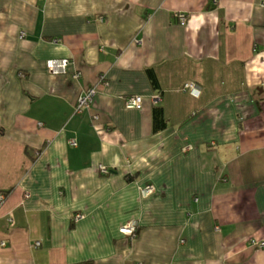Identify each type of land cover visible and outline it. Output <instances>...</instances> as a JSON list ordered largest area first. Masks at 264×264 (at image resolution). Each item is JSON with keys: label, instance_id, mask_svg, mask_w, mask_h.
<instances>
[{"label": "crops", "instance_id": "obj_1", "mask_svg": "<svg viewBox=\"0 0 264 264\" xmlns=\"http://www.w3.org/2000/svg\"><path fill=\"white\" fill-rule=\"evenodd\" d=\"M0 195V264H264V0H0Z\"/></svg>", "mask_w": 264, "mask_h": 264}, {"label": "built area", "instance_id": "obj_2", "mask_svg": "<svg viewBox=\"0 0 264 264\" xmlns=\"http://www.w3.org/2000/svg\"><path fill=\"white\" fill-rule=\"evenodd\" d=\"M181 21L185 22L186 16H181ZM23 34L25 35L26 32H24ZM69 62H70L69 58H60V59L54 58V59L48 60L47 66L50 72L54 74H58V73H62L66 69V66L69 64ZM185 89L187 91H190L192 94L196 96H200L202 93L201 87L198 84L193 83V82L187 83L185 86ZM95 94H96V89L93 87L87 89L83 94H81L77 101V107H76L77 110H81L84 107H89L94 99ZM142 103H143V97L141 95H134L127 99L126 106L129 109L140 108L142 106ZM71 143L76 145L75 140H71ZM102 171L104 173L110 172L109 168H107L106 166H102ZM155 191H156V188L152 184H148L143 187V192L146 195L153 194ZM5 199L6 197L4 195H0V203H3ZM77 217L80 218L82 217V215L78 214ZM139 225H140L139 221L132 220L126 223L121 228V232L129 236L130 238L135 239L139 232ZM250 241L253 246H256L258 248H264V241L258 240L256 238H251ZM2 243L5 244L4 242Z\"/></svg>", "mask_w": 264, "mask_h": 264}, {"label": "trees", "instance_id": "obj_3", "mask_svg": "<svg viewBox=\"0 0 264 264\" xmlns=\"http://www.w3.org/2000/svg\"><path fill=\"white\" fill-rule=\"evenodd\" d=\"M160 97V96H159ZM157 111L156 113L158 114V112L160 111V107H156ZM156 118V117H155Z\"/></svg>", "mask_w": 264, "mask_h": 264}]
</instances>
